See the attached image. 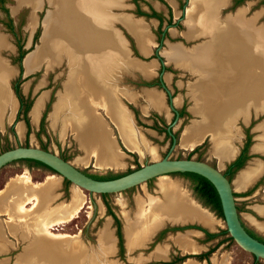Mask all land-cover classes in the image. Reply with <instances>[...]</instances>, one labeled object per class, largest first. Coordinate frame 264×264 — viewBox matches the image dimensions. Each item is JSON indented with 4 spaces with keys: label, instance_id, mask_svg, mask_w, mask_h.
I'll list each match as a JSON object with an SVG mask.
<instances>
[{
    "label": "bare ground",
    "instance_id": "bare-ground-1",
    "mask_svg": "<svg viewBox=\"0 0 264 264\" xmlns=\"http://www.w3.org/2000/svg\"><path fill=\"white\" fill-rule=\"evenodd\" d=\"M34 1L35 3L30 0H15V7L17 9L19 4L27 3L32 12L35 8L40 7L41 4V0H37V4L36 0ZM49 1L52 3L54 0ZM222 2L223 0H191V4L188 7L185 36L190 38L202 35L204 32L208 33L204 35L206 38L201 41L203 43L208 38L207 42L199 47V54L196 55V58H198L197 62L193 61L191 56L199 48L187 51L180 44H174L169 52L166 53L168 61H173L178 66L189 69L196 65L198 66L197 68L203 69H200L201 77L210 79L207 83L208 86L206 88L202 87V122L186 128L181 146L190 148L200 142L205 134L209 133L214 141L215 152L220 163L223 159L230 158L238 150V146L236 147L235 143H233V136L238 134L237 130L230 133L227 129L229 126L230 128L233 127L231 121L238 116V118L246 122L249 114L247 110L249 104L253 106L254 111H261L262 107H264V25L253 26L252 17L244 19L240 10L229 20H218L216 16L218 6L216 5ZM54 3V5H50V8L57 11V17L60 20L52 21L50 16L46 18L42 45L35 54L24 56L23 67L25 61L27 70L33 69L39 60L45 57L51 63L57 58L70 59L72 57L70 65L75 66L76 61L82 55H84L82 58H86L87 62L90 63V67L86 72L87 78H84L85 80L83 81L82 76L76 77V82L74 83H77V86L75 85L77 88L72 87V94L76 100L73 104H67V106H72L71 113L68 111L70 115L72 114L71 118H61L63 105L60 103L51 113L52 122L55 125L59 122L62 126L64 121L67 122L72 127L73 133L78 138L86 155H92L97 166H113L120 163L119 157L122 154L118 151L114 140L109 138L104 123L97 119L96 113H93L94 108H91L100 107L117 126L126 147L135 150L139 155L149 152L153 156L156 149L147 140L142 139L143 134L133 125L130 113L124 108L125 106L122 103L115 104L116 102L113 101L115 99L113 90L108 94V90L106 91L104 88L109 87L99 80L102 76L108 77L109 70H112L116 63L119 64L118 59V62H115L114 53L120 51L122 54L126 49L124 39L118 30L112 26V21L115 19L120 20L131 33H134V38H136L138 46L144 54L147 53L151 43L147 24L140 18H132L130 14L125 16L116 13L111 14L108 7L111 5H122L120 0H55ZM84 22L89 24L97 34H100L89 36L87 33L81 32L77 27L71 26V23L82 26ZM59 43L60 46L58 45ZM5 45V38L0 35V46ZM75 52L82 54L78 56ZM120 53L117 54H119L118 57L123 65L133 68L138 67L135 63L125 61L123 57H120ZM139 62L143 61L140 60ZM152 65L154 64L144 65L141 69L142 72L144 74L151 72L150 68ZM14 72L15 70L0 64V121L7 110V118L12 117L15 111L17 102L15 96L13 97L12 95L13 93L11 94V89L8 88V79ZM220 95L222 97L227 95L224 99L226 102L228 100L227 105H229L224 109H219L216 106L212 108L216 103L214 101L221 97ZM44 97L42 95L37 98L33 108H31V119L33 121L37 120ZM147 97L149 103L156 109L161 107V96L156 92H149ZM176 102L178 103L179 100H176ZM263 121L256 125L255 130L261 131V126L259 127V125ZM22 129L21 123L18 124L17 130L22 132ZM223 130L228 132L225 134ZM260 139L258 144L252 146V150L264 152V132ZM263 168L264 163L252 162L238 174L235 180L236 185L239 187L246 186ZM16 177H19L25 184H30L37 191L41 190L48 182L55 180V176L50 175L44 181H33L27 173ZM158 179L161 190L164 193V199L147 200L146 204L144 203L146 208H142L143 202L138 200V208L142 212L141 215L137 214L135 221L130 220L124 211L126 219V236L124 233V238L125 244L130 246V248L148 240V236L164 220L173 222L198 221L207 227L213 226V216L207 210L194 203L185 192L181 191L176 181L170 180L166 174L159 175ZM74 187L77 188L76 185ZM2 192L1 189L0 193ZM28 200L30 207L24 204ZM85 200L84 195H82L80 201L73 204L72 197L70 202H62L58 206V212L54 217L48 216L50 210H47L44 214L36 216L34 221L28 222V230H31L32 234L39 236V238L38 236L31 237V242L27 243L28 246L26 247L28 252H33L32 255H35L34 257L40 258L39 261H35L36 264H82L83 256L87 251L83 243L77 239V236L67 233H55L50 228H53L55 224L71 220L80 211ZM39 202V195L32 192L23 200L15 201L16 215L10 211L9 207H5V210L10 220H19L18 223H22L21 220L26 221V215ZM259 227L264 229L263 224H259ZM106 232L108 233L105 228L100 235L99 246L101 250L97 248L98 250L96 249V252L90 255L88 264L103 262L105 260L104 254L113 250L114 236L110 233L106 234ZM187 234H179L176 240L177 245L182 250L196 251L198 246L193 244ZM55 241L60 243L57 245L55 243L53 245L55 251L51 252L49 246H51V242ZM47 248V253H43ZM166 252L167 246L160 245L156 247L153 254L155 258H164L166 257ZM105 263L115 264L114 261ZM184 264L199 263L189 258Z\"/></svg>",
    "mask_w": 264,
    "mask_h": 264
},
{
    "label": "rangeland",
    "instance_id": "rangeland-1",
    "mask_svg": "<svg viewBox=\"0 0 264 264\" xmlns=\"http://www.w3.org/2000/svg\"><path fill=\"white\" fill-rule=\"evenodd\" d=\"M35 3L34 0H30ZM55 0L51 3L49 0H41L40 7L35 8L31 12V8L27 3H21L17 6V9L15 7V0H4L3 4L7 7V11L4 12L0 8V35L5 38L6 45L5 46H0V64H3L6 68L15 70V72L9 77L8 79V88L11 89V94L13 97L15 96V92L13 89V84L14 82L18 83L19 86V91L23 96V99L29 100L30 105L35 104L37 98L40 96L44 95L45 93L43 91L47 90L48 96L47 99L45 100V103L42 107L41 114L44 113L43 116V123L41 129H39V122L40 119L37 121L36 124L32 122L30 119L31 117V108H33V104L29 110L30 117L28 115V122H29V128L27 130V127L25 125L24 120L22 119L21 112L16 109L14 113L12 114L11 120L10 118H7V113L8 110L6 111L5 116L2 117V120L0 121V151L17 145V144H30V145H37V146H44L45 148L56 152L62 157H65L64 159L69 160L70 162L76 164L79 166L81 169L86 170L88 172H94V173H103L107 174L109 173H121L124 172L130 168H135L138 165L149 161L153 158L160 157L164 154H167L170 157H186L189 155L190 157L193 158H198L202 160H206L207 162L211 163L212 165L217 166L221 171H225V165L221 162H219L218 155L215 152V144L213 139L211 138L210 134L206 137H203L201 141L194 145L193 147H188L185 148L181 146V141L184 138V133L185 130L188 126L192 125H198L202 122V102L203 98H201L203 95V88H206L208 86V81L210 79L208 78H202V73L201 70L202 68H197L198 66L194 65L192 68H182L178 67L180 69H176L177 67L173 68L172 72V79L173 82H176V87L173 84L170 89L174 90L173 94L174 95H182L184 99V106H185V114L180 117L179 120L176 123L172 125L174 128L175 133L177 134V137L179 136V142L176 143V145L172 149H168V137L164 136L163 131H158L157 129L154 130V133H150L148 129H155L151 127L152 125L150 124V120L148 119L149 113L147 115H143L140 109H138V104H137V112L138 115L144 119L148 120L149 123H144L141 124L143 128L146 129V131L142 130V132L145 134L147 139L151 142L149 143L152 147H154L156 150L155 154L153 156L145 153L143 155H139L135 151H131L126 149L121 142L118 139L119 142V147L121 150H123L126 155H124V158L122 159L123 165H119L118 167H113V168H102V167H97L93 165V159L91 158L89 162L87 163H80L78 160L76 161L75 158L82 155V151L79 150L77 147V143L75 142L74 138H72V134L69 131H65L62 137L57 133L56 126H50L55 125L52 120L47 118V114L51 109V101L54 100V92L58 91V89H61V82L63 80L64 74L62 73L64 70V64L57 65L55 67H52L50 69H46L44 67V62H42L38 67H36L42 60L45 61L46 67L51 66L53 64H56L60 62L61 60H65L68 69H67V77L63 82V90L59 93L58 98L53 104V108L50 112V119H51V113L54 111V108L58 106V104H62L61 108V114H62V119L65 117L71 118L70 111L72 106H67V104H73L76 100L72 94V87L77 88V83L75 79L76 77H81L83 81L85 80L84 78L86 77V72L89 70V65L90 63L87 62L86 58H82V55L78 61H76L75 66L70 65L72 61V57L70 59L68 58H57L53 63L50 62V60L47 59V57L42 58L39 60V62L36 64V68L27 70L25 66V61H24V67L21 65V58L17 59V45L16 42L18 40L22 41V47L26 49V54L25 55H30L32 53H36L37 50L40 48L42 45V39L44 36V22L48 16L51 17L52 21H55L58 19L60 20L59 17H57V11L55 9H51L50 5H54ZM127 3H132L131 0H125ZM37 4V0H36ZM15 8V9H14ZM133 7L126 8V11H132ZM188 8V5L186 7V10ZM257 8H252V11H255ZM176 13V12H174ZM226 11L222 13V17L224 18L226 15ZM252 13V12H250ZM188 15V14H187ZM252 15V14H251ZM8 16L11 17V24L12 28L11 30L8 28L6 25V22L8 21ZM222 18V19H223ZM146 23V22H145ZM76 24H72L71 26H75ZM76 27V26H75ZM79 29V27H77ZM38 29L37 36L35 40L33 39V34L35 30ZM185 29V30H184ZM180 31L184 32L187 31V26L179 28ZM88 34V33H87ZM208 33H203L202 35L198 36H193L190 38L186 37V40L183 41V44L185 45H180L184 50L190 51V49H198L200 46L205 44L207 42L204 41L201 43L202 40L206 38V35ZM89 36H92L91 34H88ZM61 38V37H60ZM63 38V37H62ZM171 41H182L179 39H176V37H173ZM136 40V39H135ZM41 41V42H40ZM137 43V41H136ZM158 43L153 42V46L157 45ZM178 44V42H173V44L169 43V45L166 47L164 43L161 44L160 48H158V54L160 55L163 61H168L166 53L169 52L171 49L172 45ZM199 44V45H198ZM60 46V43L58 44ZM138 45V43H137ZM37 47V48H36ZM165 48V49H164ZM203 48V47H201ZM138 49L140 50L139 46ZM186 51V52H187ZM200 48L198 51L194 52V56L192 55L191 59L195 62L198 61V58H196V55L199 54ZM140 52H142L140 50ZM163 52V53H162ZM120 51H117L115 54V62L118 60H121L118 56ZM143 53V52H142ZM77 54V52H75ZM82 53H78L77 55H81ZM135 54V53H134ZM164 54V55H163ZM24 55V54H23ZM26 56V57H27ZM120 57H123L125 61H128V63H135L138 65V68L141 70L144 65H149V64H155L154 60L146 61L145 63L139 62L138 60H134L128 57L127 51L125 50L124 53H120ZM154 57V56H153ZM148 58V57H144ZM26 59V58H25ZM86 59V60H85ZM118 62V61H117ZM173 62V61H170ZM175 65H177L175 62H173ZM170 65V63H167ZM140 66V67H139ZM21 67V70L19 69ZM70 67V68H69ZM170 69V68H169ZM201 69V70H200ZM193 70V71H192ZM198 70V71H197ZM26 71V72H25ZM29 71V72H27ZM142 71V70H141ZM149 73V72H148ZM147 73V74H148ZM214 74V72H212ZM168 77V76H167ZM41 81V82H40ZM76 85V86H75ZM104 90H108V94L111 91V88H104ZM76 91V90H75ZM42 92V93H41ZM149 92H156L154 90H147L145 95L147 96ZM157 93V92H156ZM158 95L161 96L160 93H157ZM228 95V94H227ZM226 95V96H227ZM221 96V95H220ZM225 95L222 97L217 98L214 102H216L212 108L215 106L218 107L219 109L221 108H226L227 102L224 99L226 97ZM76 97V96H75ZM35 98V99H34ZM16 99V98H15ZM148 99V97H147ZM176 100H179L178 96L173 97V101L175 103ZM17 102V101H16ZM201 103V104H200ZM65 104V105H64ZM29 105V106H30ZM68 107V108H66ZM70 107V108H69ZM68 114L64 115V112L66 111ZM241 109V108H240ZM17 110V111H16ZM189 110V111H188ZM248 113H249V119L251 118L250 122V140L248 141L249 148H252V146L255 144H258V142L261 140V135L264 132V121L259 127L261 126V131L255 130V127L257 124H259L262 120H264V107H262L261 111H254V108L251 104L248 106ZM18 111L20 112L19 115ZM97 116V115H96ZM241 116V115H240ZM41 115H39L38 118H40ZM109 117V116H108ZM4 118V119H3ZM66 118V119H68ZM110 118V117H109ZM8 119V120H7ZM97 119H99L102 123V119L97 116ZM111 119V118H110ZM168 118H166L167 120ZM64 121V120H63ZM22 125L23 129L22 132H19L17 130L18 124ZM68 125L67 122H63ZM114 123V122H113ZM231 123L233 124V127L230 128V126L227 128L228 131L235 132L237 130L238 134L233 136V141L235 144H241L242 139H243V127H242V122L241 119L236 116ZM246 123V122H244ZM140 124V122H138ZM57 125V124H56ZM64 125H60L59 127L60 131H63ZM134 125V124H133ZM165 125V124H163ZM162 125L161 128H164ZM70 129L72 130V127L68 125ZM76 126V125H75ZM185 126V127H184ZM105 127V124H104ZM184 127V128H183ZM137 129L138 127L135 126ZM236 128V129H235ZM141 129V128H140ZM140 129L138 128L137 130ZM106 130V128H105ZM182 130V131H181ZM234 130V131H233ZM73 131V130H72ZM107 131V134L109 138H112L109 134V131ZM228 131H224L225 134ZM119 132V130H118ZM181 132V133H180ZM115 135H117L116 132H114ZM74 134V133H73ZM120 135V133H119ZM74 136H76L74 134ZM258 137V139H257ZM121 138V136H120ZM239 138V139H238ZM113 139V138H112ZM122 139V138H121ZM178 140V138H177ZM79 141V140H78ZM123 142V141H122ZM148 142V141H147ZM80 144V143H79ZM124 144V143H123ZM116 145V144H115ZM81 146V145H80ZM195 146H198L196 149H192ZM83 149V148H82ZM84 150V149H83ZM119 151V150H118ZM85 152V150H84ZM120 153L123 155V153L120 151ZM86 155V152H85ZM88 155V154H87ZM86 155V156H87ZM94 158V157H93ZM264 161V153L257 152V151H250L249 157L246 159L245 162L240 166H245L241 169L243 170L247 166H249L253 161H259L262 162ZM249 161L248 163H246ZM250 163V164H249ZM236 174V169L233 170L230 173H227L228 178L232 177L234 178L232 188L235 198V203H236V208L246 226L257 232L258 234H261L264 236V229H261L259 227V224L264 225V180L262 178L260 179L261 175L258 177V180H253L252 182H249L245 188L244 187H239L236 185V177L238 174ZM236 171V172H235ZM23 173H27L30 175V177L34 180H41L44 178V180L50 176L53 175L55 176V180H57V186L54 184V181L48 182L41 190L38 191V195L40 197V201H48L49 200V192L52 193V189L54 186H56V204L53 209V211H50L48 213V216L51 218L54 217L57 212H58V206L64 202H70L73 197V204L77 203L80 201L82 198V195L85 197V203L80 209V211L74 216L71 220L60 223V224H55L53 228H50L53 232L55 233H67L71 235H76L77 239L80 240L81 243L86 247V253L83 256L82 259V264H88V259L90 255L93 254V252H96V249L100 248V235L101 232L106 228L108 233L114 236V246H115V235H114V225L112 222V218L110 214H107L105 211L106 207V202L110 205V208L115 212L117 217L119 218L121 228L123 232L125 233V212L129 216L130 220H136L137 214L141 215L140 209L138 208V200H142L143 202V207L146 208L147 200H162L164 199V193L161 190V185L159 184L160 181L157 177H154L153 179L147 181V182H141L139 184L133 185L129 188L123 189L118 192H108L104 196L100 195L98 192H90L84 188L78 187L75 188L74 185L69 181L66 183V185L63 182V178L56 172L51 171L48 168H45L43 166H38V165H33L30 162H27L26 160L23 159H17L10 161L0 167V185L4 182V179L8 176H18ZM264 174V172L262 173ZM166 176L173 181H176L179 184V189L194 202L196 203L199 207L207 210L214 218V223L212 227H207L205 225H202L201 223L197 222V224L208 228L211 231H219L222 228H225V224L223 221L222 216L212 207L206 206L204 204L203 200L199 198L196 194H194L193 190L191 189V186L188 182V179L185 175L177 172L173 173H167ZM263 176V175H262ZM41 180V181H44ZM50 188V190H49ZM138 198V199H137ZM148 198V199H147ZM159 198V199H157ZM120 201H122L120 203ZM125 202V203H124ZM27 207H30V204L26 205ZM125 211V212H124ZM136 213V214H135ZM16 215V212L13 213ZM31 221H34L31 220ZM169 220H164L162 224L168 222ZM28 220L24 221V223H19L24 225L22 227L21 235H27L28 232ZM194 222V221H193ZM107 224V226H106ZM215 225V226H214ZM194 230L187 231L185 233H178L176 236L174 235L173 241L176 243V240L179 236V234H187V236L190 238L189 233L193 232ZM122 232V233H123ZM196 232V231H195ZM106 232V234H108ZM170 233L172 232H166L163 234L162 238L157 240L158 242L153 248L154 244H150V238H152L151 234L148 236V240H146L144 243L130 248L129 250L126 249L125 245V238L123 236V243H124V248L122 249L121 253H119L115 247L111 252H108L104 254L105 260L103 262H99V264H110V263H105L109 261H114L115 264H157L156 259H154V250L156 249L155 247L157 246H167L170 244V250L172 252H179L177 249V246L171 243V238L169 237ZM124 235V234H123ZM223 238L220 240L221 242L214 247V249L209 253L208 260L201 259L199 262L195 261L196 263L199 264H264V258L261 257H254L249 251L243 249L240 247L233 239L227 238L228 233L222 232ZM219 235V236H222ZM38 235L33 234L32 237H37ZM126 236V233H125ZM217 236L216 239L220 238ZM39 238V236H38ZM13 239V246L8 250L6 253L7 255L9 254V262L6 264H15L12 260L14 259L13 255L20 249V247L26 243L24 240L21 241L20 239L12 238ZM127 239V238H126ZM192 240V239H191ZM31 242H28V244ZM193 242V240H192ZM215 242V239L209 240L208 242H201L199 243V250H204L206 247L210 244H213ZM55 242H51V246L49 248L51 249V252H54V246ZM60 242H57L59 244ZM177 244V243H176ZM195 245V243L193 242ZM28 245L25 246L24 252L21 255V259L27 260L30 257H34L35 255H32L33 252L27 251ZM128 246V245H127ZM197 246V245H195ZM47 249H45L43 253H47ZM98 250V249H97ZM62 252V251H61ZM69 253V252H68ZM87 254V255H86ZM44 255V254H43ZM71 255V252H70ZM76 256V255H75ZM86 256V257H85ZM189 258H195L193 256H189ZM35 261H39L40 258L34 257ZM196 259V258H195ZM184 262V261H183ZM182 262V263H183ZM176 264H181V263H176ZM184 264V263H183Z\"/></svg>",
    "mask_w": 264,
    "mask_h": 264
},
{
    "label": "crops",
    "instance_id": "crops-1",
    "mask_svg": "<svg viewBox=\"0 0 264 264\" xmlns=\"http://www.w3.org/2000/svg\"><path fill=\"white\" fill-rule=\"evenodd\" d=\"M120 1H121V4L122 5L119 4V5H111V6H109L108 7L109 12L111 14L112 13H116V14H121L123 16H125L126 14H130V16H132V18H140L141 20H143L144 22H146L147 28H148L147 30H148V33L150 34L149 36L151 37L150 38L151 39V43L149 44V49H148L147 53L144 54V53L140 52V50L138 49V45H137L136 40H135L136 38H134L135 37L134 33L132 32L133 33L132 34L128 30V28L120 20H116V19L113 20L112 21V26L115 27L118 30L119 34L124 39V45H125V48H126L125 50L127 51L128 57L131 58V59H134V60H138V61L141 60V61H144V62L150 61V60H154L155 64L151 66V68H150L151 72H149L148 74H144L138 67H136V68L134 67L133 68L131 66H125V65L122 64V62L120 60H118L119 61L118 62L119 64L116 63V65H114V68H112V70H109L108 77H103L102 76V77H100L101 79L99 78V80L102 81L103 83L107 84V86L109 88H112L111 90H113V94L115 95V99H113V101L116 102L115 104L122 103L125 106L124 108H126V110L130 113V119L132 118L131 121L134 124V126L138 127L139 129L141 128L140 129V132H141V134H143L142 135L143 136L142 139L143 140L145 139V140L148 141V143H151L147 139V137L145 136V134L142 132V130H144L145 128H143L141 125H137L136 124V122L133 119L131 110L128 109V107L126 106V104L123 102L122 97H124L128 101L132 102V104H134L135 106H137V104H138V109H140V111L142 112L143 115H146L149 112L155 111L156 113L163 114L165 116V118H168V116H169V110H168L167 105H166V102H165L164 93H163V91L160 88L156 87V85H143V84L137 85L136 84V81L141 80V79H143V80H149L153 75L156 74V70H157V68L159 66V62H158L157 57L154 56L153 53H152L153 52V48H154L153 43H152V42H154V34L151 31V27H150L151 25H154L155 24V21L156 20L154 18H148V20H146V19H144V17L136 15L133 11H126V8L134 7L133 3H127V2H125V0H120ZM149 1H150V3L156 9L161 8V3L158 0H149ZM169 1H170L171 4H173V2H174V0H169ZM142 7L143 8H146L143 3H142ZM75 26L76 27H79V30H81V32H83V33H88V34H91V35H93V34L94 35L100 34V33L97 34L96 31H94L89 26V24H87L85 22L83 23L82 26L81 25H75ZM126 33H128L133 38L134 45H135L136 50H137V53L139 55L138 54H134V52L132 51V48L130 47V42H129V39H128V36L126 35ZM171 33L172 34L174 33V28L171 29ZM182 35L185 37V35L183 34V32H182ZM62 39H64V37ZM173 42H178V43L180 42L182 45H184L181 41H169L168 39H165V45H166L165 48H167V46L169 45V43H173ZM160 55H162V54H160ZM144 57H148V58L146 59ZM42 62H44V67L46 69H50V68L55 67L57 65L64 64V70L62 72L64 74V77H63V80L61 82L62 88L61 89H58V91H55L54 92L55 98H54L53 101H51V109H50V111L47 114V118L49 119V123H50V120L51 119H50V115L49 114H50V112H51V110L53 108L54 102L58 98L59 93L63 90V82H64V80L67 77V69H68V66H67L65 60H61L60 62H58L56 64H53L51 66L46 67L45 61L42 60L36 67H38ZM167 63H170L172 67H177V68L180 67L178 65H175L173 62H170V61H167V60L164 61L163 64H167ZM120 64H122V65L120 66ZM21 65L23 66V63ZM36 67H34V68H36ZM27 72H29V71H27ZM172 74H173L172 69H166V70H164L162 72V77H163L164 81L168 85H170V82H171V79H172ZM174 83H175V85H177L176 82H174ZM145 90H154L157 93H160L161 94V103H162V105H161V107L159 109H156L153 105H151L149 103V101L147 99V96L145 95ZM43 92L45 93V97L42 100V105H41L40 110L42 109V107H43V105L45 103V100L47 99V96H48L47 90H45ZM175 96H178L179 97V102H180V95H177L176 94V95H174V97ZM162 100H163V102H162ZM33 101H32V104H33ZM179 102L178 103H175L173 101V103L174 104H177V105L179 104ZM32 104L28 107V109L26 111L27 117H28V115L30 117L29 110H30ZM16 106H17V103H16ZM16 106H15V109H16ZM91 108H94L95 111L93 110V113L94 114L96 113L95 115H97L98 117H100V119H102V121L105 124V128H106V130L109 131V134L113 138V140H114V142L116 144L117 149L123 153V155L121 157H119L120 163L115 164L113 166H97L94 163V158H93L92 155H90V154H88L87 156L85 155L84 150L82 149V147L79 144L78 138L76 136H74L73 131L70 129V127L66 123H65V125L63 127V131H60L59 130V127H60V123L59 122L57 123V125H51V123H50V126L51 127L52 126H54V127L56 126L57 133L61 137L65 133V131H69L72 134V138H74L75 142L77 143V147L83 153L82 155H80V156H78V157L75 158L76 161L78 160L80 163H83L84 164V163L89 162V160L92 158L93 159V165H95V166H97L99 168L102 167L104 169V168H113L114 166L115 167H118L119 165H121L123 163L122 159L124 158V155H126V153L123 150L120 149L118 139L120 140L121 144L126 149L130 150V152L131 151H135V150L130 149V148L126 147L123 144L122 139L120 138V135H119L117 126L107 116V114H105V112H104V110L102 108L97 107V106L96 107H91ZM157 110H159V111H157ZM40 113H41V111H39V115H40ZM65 114H68L67 109L64 112V115ZM39 115H38V117H39ZM38 117H37V120L36 121H33L31 119V117H30V119L32 120V122L34 124H36L37 121L39 120ZM140 120H142L145 123H149L148 120H144L141 117H140ZM144 131H146V129ZM148 131H150V133H154V129H150V130L148 129ZM114 132H116L117 135H115ZM61 133H63V134H61ZM179 139H180V137H179ZM178 142H179V140H178ZM250 151H255V149L252 150L250 148ZM236 152H237V150H236ZM236 152L230 158L223 159L221 162L225 165V162L228 161V160H230L231 158H233L234 155L236 154ZM257 152H261V151H257ZM147 153L149 154V152H147ZM261 153H264V152H261ZM248 162L249 161H247L246 163H248ZM253 162H255V161H253ZM263 163H264V161H263ZM72 164H74V163H72ZM74 165L77 166L76 164H74ZM244 166L238 167L236 169L237 172L235 171L236 174ZM77 167H79V166H77ZM263 172H264V168H263V170L256 177L258 178ZM235 176H234V178H235ZM256 177L253 178L252 181L253 180H256L257 179ZM234 178H232V177L229 178L230 183H231V186L233 184ZM32 180L33 181H41V180H44V178L41 179V180H34V179H32ZM56 181L57 180H54V182H55L54 184H56V186H57V182ZM17 186H18V188H17ZM56 186H54V188L52 189L53 190L52 191L53 194L51 192H49V197H51L50 200H48V201H40L31 211H29V213L26 215V219L28 221L32 222L31 220L35 219L36 216H38V215L40 216V215L44 214L47 210L53 211V209L55 207V204H56V199H55L56 198V195H57ZM244 188H245V186H244ZM1 189H2L3 192L0 193L1 194L0 195V264H6L7 262H9V259H10L9 258V254L7 255L6 253L13 246V244H12L13 243V239L12 238L20 239L21 241H23V240L25 241L26 240L25 241L26 243H24L20 247V249L18 251H16V253L13 255L14 259L12 261L15 264H36L34 257H30L27 260L21 259V253L24 252L25 246L28 245L27 243L30 241L31 237L33 236L32 232L30 231V232H28L27 235L22 236L21 235V231H22V227L24 225L19 224L18 223L19 220L18 221L15 220V219L10 220L9 217L7 216L8 214H7L6 210H5V207L6 208L9 207L10 211L13 212V213H15L16 212V203H15V201L18 202V201L23 200L27 195H30V193H32V192H35L36 194H38V191L35 188H33L32 186H30V184L29 185L28 184H25L19 177H16V175H14V176L12 175V176L6 177V179H4V182L0 185V190ZM49 190H50V188H49ZM23 192H25V193L23 194ZM51 195H53V196H51ZM63 201L65 202V200H63ZM24 204L28 205L29 204V200L28 201H25ZM21 221L23 222L24 220H21ZM11 223L13 224L12 226H11ZM1 225L2 226L4 225V226L2 227ZM192 230H194L193 232L197 231L196 233H200V231L195 230L193 228H192ZM169 235H170L169 237L173 241V238L172 237L174 236V234L170 233ZM196 261L199 262L198 260H196Z\"/></svg>",
    "mask_w": 264,
    "mask_h": 264
},
{
    "label": "flooded vegetation",
    "instance_id": "flooded-vegetation-1",
    "mask_svg": "<svg viewBox=\"0 0 264 264\" xmlns=\"http://www.w3.org/2000/svg\"><path fill=\"white\" fill-rule=\"evenodd\" d=\"M131 1H132L133 5H134V7L132 8L133 9L132 11L136 15L142 16L146 20H148V18H154L156 20L155 24L150 26L151 27V31L154 34V40H155V42L158 43L157 45H154V48H153V52L152 53H153L154 56H156V53L158 54V52H159L158 48H160L161 44L162 43L165 44V39H168L169 41H171V40H175V39H172L173 37H176V39L180 38V40H182L181 41L182 43H183L184 40H186V36L184 37L182 35V32L185 29L180 31L179 28H181V27L183 28L186 25L187 10H188V8L186 10V7H187V5H188V7L190 6L191 0H174L173 4H171L169 0H158L161 3V8H159V9H156L150 3L149 0H131ZM142 3L145 5L146 8L142 7ZM216 6H218V8L216 10V16L218 17L217 19L220 20V21L221 20H229V19H231L232 17L235 16L234 14H236L237 11L240 10V12H241L242 16L244 17V19H249L250 17H252L253 26L256 27V26L264 25V0H223V2L221 4L216 5ZM252 8H257V9H255V11H252L251 10ZM137 10H141L142 13L137 12ZM224 11L227 12L226 15H225L227 17L223 18L222 17V13ZM174 12H176V13H174ZM250 12H252V13H250ZM245 21L248 22L247 20H245ZM172 28H174V33L173 34L171 33V29ZM126 35L128 36V39H129V42H130V47L132 48V51L135 54H138L137 50H136V47L134 45L133 38L128 33H126ZM171 44H173V43H171ZM178 44H180V43H178ZM158 55L160 56V54H158ZM157 59H158V62H159V66H158V68L156 70V74L153 75L149 80H143V79L138 80V81H136V84L137 85H140V84H143V85H156V87L160 88L163 91L164 97H165V102H166L167 108L169 110L168 119L166 120V118H165V116L163 114L156 113L155 111L149 112L148 119H150L151 122L148 125H152L151 127L155 128L154 130L157 129L158 131H163L164 132V136L168 137V144L167 145H168V149H169V147L171 145V142H172V136L167 131V126H169V130L175 136V144H174V146H175L176 143L179 140V136L177 137V134L175 133L174 128L172 127V125L174 123H176L177 121H181V120H179L180 117H182L186 112H185V106H184V99H183L182 95H180V102H179L178 105L173 103V97H174L173 92H174V90L172 92V90L170 89V87L173 84L175 85V83L173 82V79H171L170 85H168L164 81V79L162 77V72L164 70L169 69V68L173 70V68H175V67H172L171 64L170 65L163 64L164 61L162 60L161 56H160V58H157ZM161 60L163 61V63H161ZM176 69H180V68H176ZM161 83L164 84V87L161 85ZM165 87L170 92V100H169V95L165 91ZM175 87H176V85H175ZM146 91L147 90H145V92ZM15 97H16V100H17V110L21 111L22 106H21L20 101H19L18 97L16 96V94H15ZM122 100L126 104L128 109L131 110L133 119L136 122V124L137 125L144 124L145 122L140 120V116L138 115L137 106L132 104V102L128 101L124 97H122ZM169 103L177 111V116H175V110L169 106ZM19 111H18V115L20 113ZM40 115L42 116L41 113H40ZM138 122H140V124H138ZM241 122H242V127H243L242 128L243 129V133H242L243 135H241V136H243L242 142H241V144L239 142L238 145L235 144L236 147L238 146L237 147L238 150H237V152H236V154L234 155L233 158H231L230 160L225 162V169L226 170L222 171L227 178H228L227 173H230V172L227 171V164L231 160H233L242 151V148H244V151L242 153L248 155L244 159L243 162H245L246 159L249 157L250 148H249L248 141L250 140V133H251L250 132V127H249L250 122H251V118L249 119V116H248L246 123H244L245 121H243V120H241ZM163 124H165V125H163ZM144 125H146V124H144ZM162 125L164 126V128H161ZM207 135L208 134H205L203 137H206ZM177 138H178V140H177ZM198 143H196V144H198ZM233 143H234V141H233ZM196 148H198V146H195L192 149L194 150ZM188 157H190V156L188 155ZM130 169H132V168H130ZM130 169H128V170H130ZM128 170H126V171H128ZM83 171H85L88 174L91 173V174H102V175H105L103 173L88 172L86 170H83ZM126 171H124V172H126ZM124 172H121V173H124ZM170 173H173V172H170ZM107 174H110V173L108 172ZM153 178L154 177H151V178L145 180L144 182H147V181H149V180H151ZM261 178H262V180H264V174H261L260 179ZM187 179H188V182H189V184L191 186V189L193 190L194 194H196L199 197V195L194 190V187H193L194 183L191 181V179L189 177H187ZM256 180H258V178ZM199 198H201V197H199ZM204 204H206V206H210L207 203H204ZM109 208H110V205H109ZM110 210L115 214V212L111 208H110ZM105 211H106V207H105ZM107 214H110V213H107ZM110 216L112 218V222H113V225H114V235H115V238H116L114 247L119 253H121L122 249L125 247L124 243H123V236H124L123 234H124V232H123V230L121 228L119 218L115 214V216L118 218L119 230H120V233H121V246H120L118 244V238H117V235H116V224L114 223V220H113V217H112L111 214H110ZM197 222L198 221H194V222L193 221H185V222L168 221V222H166V223H164L162 225L160 224L157 228H155L153 230V232H152V236H151L152 238H150V242H149V245L150 244H154L153 248L156 245V243L158 242L157 240L161 239L163 234H165L166 232L170 231V232H172V234H174L176 236L179 232L180 233H185L187 231H191L192 228L195 229V230L200 231V233H196L197 231L189 233L190 238L193 240L195 245L198 246V250L197 251L182 250L176 243H174L171 240V243L176 245L177 249H180V250H178L179 252H177V251L176 252H172L170 250V244H169L168 247H167L166 257H164V258H155L154 256H152V257H154V259H156L155 263H157V264H176V263L183 264L185 261H187L189 259V256L195 257L196 258V259L194 258L195 261L196 260L199 261L201 259L208 260L209 253L214 249V247L216 245H218L221 242L220 240L223 238V235H222V232H220V230L219 231H211L208 228L197 224ZM244 226L249 228L245 224H244ZM207 232H214V234L210 236V235L207 234ZM219 235H222V236H219ZM217 236H219L220 238L216 239ZM262 237L264 238V236H262ZM227 238H228V236H227ZM212 239H215V242L213 244L208 245L206 247V249H204V250H199L200 241L201 242H208L209 240H212ZM133 247H135V246H133ZM162 262H164V263H162Z\"/></svg>",
    "mask_w": 264,
    "mask_h": 264
},
{
    "label": "water",
    "instance_id": "water-1",
    "mask_svg": "<svg viewBox=\"0 0 264 264\" xmlns=\"http://www.w3.org/2000/svg\"><path fill=\"white\" fill-rule=\"evenodd\" d=\"M27 52L22 56L21 64ZM156 57L160 58L157 53ZM161 63H163L162 60ZM161 85L164 87L163 83H161ZM165 91L169 95L170 100V92L166 87ZM169 106L173 108L170 103ZM175 116H177L176 110ZM167 131L172 136V142L169 147V149H171L175 144V136L169 130V126H167ZM17 158H32L39 160L61 177L69 180L73 185L84 188L90 192L98 193L118 192L144 182L151 177H157L170 172L192 171L201 174L212 183L217 192L221 215L229 236H231L240 247L249 251L254 257L264 258V241L251 235L246 230L244 222L236 208L230 180L217 166L212 165L206 160L193 157H170L164 154L116 176L96 178L54 151L37 145L17 144L0 151V167ZM126 249L129 250L130 246L126 245Z\"/></svg>",
    "mask_w": 264,
    "mask_h": 264
},
{
    "label": "trees",
    "instance_id": "trees-1",
    "mask_svg": "<svg viewBox=\"0 0 264 264\" xmlns=\"http://www.w3.org/2000/svg\"><path fill=\"white\" fill-rule=\"evenodd\" d=\"M3 2H4V0H0V8L4 12H6L7 7L3 4ZM137 12L142 13L141 10H137ZM6 25L11 30L12 24H11V17L10 16H8V21L6 22ZM37 33H38V29H36L34 34H33L34 40L37 36ZM16 45H17V50H18L17 59H20L23 56V54L26 52V49L22 47V41H20V40H18L16 42ZM19 69L21 70V67H19ZM13 89H14L16 96L18 97V99L20 101L21 106H22L20 112H21L22 119L24 120L25 125H26L27 130H28L29 122H28V118L26 115V111L30 105V101L23 99V96L19 91V86H18L17 82L13 84ZM17 116H18V114H17ZM43 116H44V113H42V116L40 118L39 129H41V127H42ZM41 147L45 148L44 146H41ZM243 151H244V148H242V151L233 160H231L227 164V171L228 172H232L233 170L237 169L238 167H240L242 165L244 159L248 156V155L242 153ZM187 157H188V155H187ZM63 158H65V157H63ZM17 159H23V160H26L27 162H30L33 165L43 166V167L48 168L51 171H53L47 165H45L44 163H42L41 161L36 160V159H32V158H17ZM17 159H14V160H17ZM177 173H181V174L189 177L191 179V181L194 183L193 184L194 190L199 195V197H201L203 202L209 204L213 209H215L221 215L220 203H219L217 192H216L214 186L212 185V183L207 178H205L201 174H198V173L192 172V171H177ZM89 174L93 177H96V178H108V177L116 176L120 173H114V174L110 173V174H105V175L91 174V173H89ZM63 182L66 185V183H68L69 180H67L66 178L63 177ZM106 193H108V192H101L99 194L104 196ZM233 194H235V192H233ZM105 204H106V213H110L112 215L114 223L116 224V235L118 238V244L121 246V233L119 230L118 218L110 210L107 202ZM245 228L251 235L257 237L258 239H260L262 241H264V238L260 234H258L257 232H255L251 228H247V227H245ZM220 232H226V229L222 228V229H220ZM207 234L211 236L214 234V232H207ZM228 238L232 239L231 236H229V235H228ZM162 263H164V262H162Z\"/></svg>",
    "mask_w": 264,
    "mask_h": 264
}]
</instances>
